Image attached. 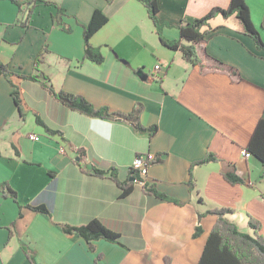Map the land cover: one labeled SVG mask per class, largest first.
Instances as JSON below:
<instances>
[{"label": "crops", "instance_id": "crops-1", "mask_svg": "<svg viewBox=\"0 0 264 264\" xmlns=\"http://www.w3.org/2000/svg\"><path fill=\"white\" fill-rule=\"evenodd\" d=\"M51 1L65 11L61 22L54 21L57 6L37 0L29 25H22L17 20L24 19L26 6L0 0V59L30 75L37 72L38 53L47 50L40 70L55 89L114 112L137 109L141 125L158 129L150 136L131 121L72 109L39 81L14 76L20 111L14 86L0 77V264H198L217 221L207 211L237 193L235 212L226 217L252 233L250 212L264 234V163L239 151L264 116V49L241 31L238 19L211 20L218 28L196 45L201 62L194 65L181 50L162 44L140 0ZM245 1L264 39V0ZM158 4L162 33L174 40L182 20L226 8L230 0ZM96 9L109 18L90 40L102 48V64L85 58L84 26ZM210 145L235 159L244 183L235 187L220 176L227 162L193 167ZM146 152L157 155L146 182L182 203L159 200L134 183L130 165ZM2 183L17 198L6 195ZM123 186L131 187L126 195ZM31 205H44L49 213ZM200 213L203 231L194 236ZM93 218L144 246L131 241L126 248L101 238L91 249L62 227Z\"/></svg>", "mask_w": 264, "mask_h": 264}, {"label": "trees", "instance_id": "trees-1", "mask_svg": "<svg viewBox=\"0 0 264 264\" xmlns=\"http://www.w3.org/2000/svg\"><path fill=\"white\" fill-rule=\"evenodd\" d=\"M12 1L17 3L19 7L23 5L26 6L23 11L24 19H18L17 23L29 25L37 0L25 1L23 3L18 0ZM41 1L45 4H52L58 7V12L54 15V21L61 22L62 20L59 15L65 13L64 9L51 0ZM109 1L111 2L112 0ZM140 1L146 6L150 17L154 21L162 44L171 49L181 50L185 59L194 65L201 62L197 53L196 45L206 40L207 34L214 32L218 28L211 24V20L218 15L222 16L223 19L235 16L241 25V31L254 39L258 49H264V39L252 20L250 8L245 0H230V4L226 8L214 7L202 17L185 18L177 26L180 32V38L174 40L165 38L162 33L163 27L158 19V0ZM108 20L109 18L106 14L100 9H96L90 22L84 26L85 58L97 64H102L105 57L102 48L93 46L90 43V40L92 36L108 22ZM45 52H47V50H42L36 56L35 66L37 72L30 75L18 74L12 71L9 64L0 59V77L5 76L14 86L13 96L20 111H22V107L19 96V85L14 81V76L39 81L52 96L64 101L72 109L93 116L131 121L138 129L148 131L150 136H153L156 133L158 129L157 125L150 127H144L141 125L137 109L129 113L114 112L110 111L108 107L94 106L82 95L55 89L50 77L44 71L40 70V64L43 61ZM37 121L41 123L39 117H37ZM48 130L52 133L55 132L51 129ZM239 151L240 153L243 151L249 152L264 163V116L258 120L246 146L239 147ZM216 161L227 162L228 164V168L220 173V176L226 182L235 187L244 183L243 177L238 173L235 159L221 155L218 151L213 149L211 145L206 156L194 162L193 167ZM104 173V171L100 170L94 171V174L100 176ZM191 185L194 187L193 182H191ZM2 186L6 195L17 198L16 191L7 183H2ZM143 188L147 193L154 194L159 200L173 201L178 204L182 203L179 199L158 190L154 184L146 182L143 185ZM130 190V186H123L122 194L126 195ZM239 194L240 193H237V195H234V197L230 199L226 197L224 203L217 204L215 207L207 211L208 213L215 214L217 216V221L208 237L198 264H264V234L262 232V222L250 212H247L248 224L253 230L252 233H248L239 230L236 223L226 217L227 214L235 212L234 202ZM223 195V193L220 194V196L224 197ZM199 200L202 201L203 198L200 197ZM30 207L36 211L49 213V210L44 205H31ZM202 216L203 214L200 213L199 221L195 227L194 236H199L203 231L201 225ZM62 227L67 233L81 235L88 242L91 249H95V241L101 238L118 243L126 248L131 247L129 244L131 241L134 242L135 247L141 248L144 246L142 241L137 242V240L123 237L119 232L112 230L98 218H93L81 225L63 224Z\"/></svg>", "mask_w": 264, "mask_h": 264}, {"label": "built area", "instance_id": "built-area-1", "mask_svg": "<svg viewBox=\"0 0 264 264\" xmlns=\"http://www.w3.org/2000/svg\"><path fill=\"white\" fill-rule=\"evenodd\" d=\"M159 64L155 65V68L158 69ZM30 138L34 140H39L40 136L34 133L30 134ZM242 154L246 157H249L251 153L243 151ZM157 160V155L153 152L138 153L133 159L130 170L134 174L133 181L136 184L144 185L146 183V177L148 175L149 167Z\"/></svg>", "mask_w": 264, "mask_h": 264}]
</instances>
